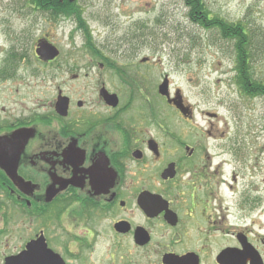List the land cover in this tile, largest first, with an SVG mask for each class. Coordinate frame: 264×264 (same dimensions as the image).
<instances>
[{"label":"flooded vegetation","instance_id":"af4514ba","mask_svg":"<svg viewBox=\"0 0 264 264\" xmlns=\"http://www.w3.org/2000/svg\"><path fill=\"white\" fill-rule=\"evenodd\" d=\"M24 38L3 48L0 61V264H264V214L255 212L263 199L240 197L232 175L203 162L202 141L161 162L152 109L146 127L135 123L140 80L131 69L149 58L128 69L98 59L110 69L86 73L94 85L81 98L76 60L48 35ZM40 40L59 56L39 57ZM90 60L95 66V55ZM32 61L64 76L69 91L59 87L55 101L32 103L25 85L36 73ZM126 88L132 96L123 101ZM104 89L119 96L117 105Z\"/></svg>","mask_w":264,"mask_h":264},{"label":"rangeland","instance_id":"374dc122","mask_svg":"<svg viewBox=\"0 0 264 264\" xmlns=\"http://www.w3.org/2000/svg\"><path fill=\"white\" fill-rule=\"evenodd\" d=\"M202 1L211 16L241 24L262 37L252 49L251 68L253 80L264 82V0ZM79 3L96 44L111 60L126 69L131 61L135 64L144 57L151 61L131 69L140 80L134 84L136 93L132 100L139 112L136 124L141 120L142 127H146V113L151 109L158 119L159 127L152 128L157 130V135L153 134L163 149L161 162L187 156L186 143L195 145L202 141L198 147L203 162H212L225 171V176L232 175L240 197L251 195L264 201V96L243 92L233 43L222 40L217 29L206 30L191 15L185 0ZM27 8L25 0H0V61L6 46L20 43L24 37L32 36V42L48 35L62 54L76 60L77 72L83 77L77 82L74 96L87 98L83 94H90L94 84L84 75L96 69H110L106 67L108 62L95 59V66H91V53L73 19L61 18L57 22L29 13ZM29 69L36 71L25 84L31 86L32 103L55 101L59 87L69 91L71 82L64 83L65 77L56 70H41L34 61ZM165 77L171 96L180 98L183 106L189 108L186 115L158 93ZM124 89L120 92L123 101L132 96L129 89ZM181 166L186 169L185 160ZM255 209L264 214V203Z\"/></svg>","mask_w":264,"mask_h":264},{"label":"trees","instance_id":"16d2710c","mask_svg":"<svg viewBox=\"0 0 264 264\" xmlns=\"http://www.w3.org/2000/svg\"><path fill=\"white\" fill-rule=\"evenodd\" d=\"M191 8V15L206 29L220 31V38L232 42L235 55L237 77L243 92L250 96H264V82L255 81L252 77L251 61L253 58L252 49L257 47L259 40L250 28L241 24L227 23L222 19L213 17L206 9L202 0H185ZM80 0H25V5L41 9L51 17L74 15L79 28L82 29L87 48L91 54H99L100 50L93 41L88 22L83 16V9ZM256 35V36H255ZM222 39V40H223Z\"/></svg>","mask_w":264,"mask_h":264},{"label":"water","instance_id":"95a60500","mask_svg":"<svg viewBox=\"0 0 264 264\" xmlns=\"http://www.w3.org/2000/svg\"><path fill=\"white\" fill-rule=\"evenodd\" d=\"M37 54L43 59V60H53L54 58H56L59 55V50L52 44H49L45 41H41L38 44V48H37ZM105 92V97L106 100L113 104V105H117L119 103V98L116 94H111L109 93L107 90H103ZM159 91L161 94L166 95L168 97V101L169 103L174 102L176 104V106L183 112V114L186 115L187 113V109L183 107L182 105V100L179 98L172 100L169 97V93H168V81L165 80L164 83L160 86ZM179 97V96H178ZM66 104H67V98H62L59 97L58 99V103H57V107H64V109H66ZM150 148L154 151L157 150V143L154 141L150 142ZM175 164L172 163L169 165L168 169L166 170V173H164V178H167L169 176L173 175V172L171 169H174Z\"/></svg>","mask_w":264,"mask_h":264},{"label":"bare ground","instance_id":"6f19581e","mask_svg":"<svg viewBox=\"0 0 264 264\" xmlns=\"http://www.w3.org/2000/svg\"><path fill=\"white\" fill-rule=\"evenodd\" d=\"M216 136V135H215ZM221 144L223 145L222 147H224V148H226V144H225V142H221Z\"/></svg>","mask_w":264,"mask_h":264}]
</instances>
